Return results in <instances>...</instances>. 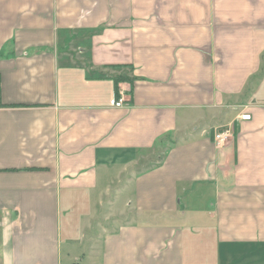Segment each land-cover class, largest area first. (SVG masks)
I'll return each mask as SVG.
<instances>
[{
  "label": "crops",
  "instance_id": "1",
  "mask_svg": "<svg viewBox=\"0 0 264 264\" xmlns=\"http://www.w3.org/2000/svg\"><path fill=\"white\" fill-rule=\"evenodd\" d=\"M0 264H264V0H0Z\"/></svg>",
  "mask_w": 264,
  "mask_h": 264
},
{
  "label": "built area",
  "instance_id": "2",
  "mask_svg": "<svg viewBox=\"0 0 264 264\" xmlns=\"http://www.w3.org/2000/svg\"><path fill=\"white\" fill-rule=\"evenodd\" d=\"M113 104L116 107H122L123 101H113ZM242 121H249L251 119V115H242L240 117ZM234 137V126L228 125L224 127L217 128L214 132V141L216 146L223 147L227 144L228 141H230L231 138Z\"/></svg>",
  "mask_w": 264,
  "mask_h": 264
},
{
  "label": "trees",
  "instance_id": "3",
  "mask_svg": "<svg viewBox=\"0 0 264 264\" xmlns=\"http://www.w3.org/2000/svg\"><path fill=\"white\" fill-rule=\"evenodd\" d=\"M121 80L123 81L124 79L121 78ZM116 82H117V85H118L119 79H117Z\"/></svg>",
  "mask_w": 264,
  "mask_h": 264
}]
</instances>
